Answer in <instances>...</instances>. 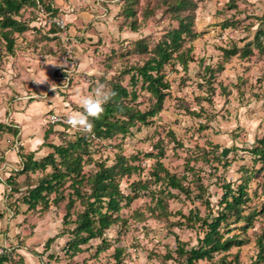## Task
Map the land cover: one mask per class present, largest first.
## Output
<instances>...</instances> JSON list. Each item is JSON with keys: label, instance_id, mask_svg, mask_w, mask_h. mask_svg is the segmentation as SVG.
I'll list each match as a JSON object with an SVG mask.
<instances>
[{"label": "rangeland", "instance_id": "obj_1", "mask_svg": "<svg viewBox=\"0 0 264 264\" xmlns=\"http://www.w3.org/2000/svg\"><path fill=\"white\" fill-rule=\"evenodd\" d=\"M132 1L60 0L63 9L56 13L66 23V33L48 30L45 18L36 10H26L20 20L29 30L15 35L12 55L5 53L0 41L3 264H184L174 253L176 241L190 249L203 233L188 228L182 216L198 209L204 217L206 200L215 213L221 186L228 183L235 189L245 182L250 201L243 215L250 216L249 226L243 231L245 223L238 222L220 230L224 238L237 235L242 244L199 264H221L222 257L231 264H264V172L247 151L264 137V0L196 1V38L187 39L181 48L185 67L174 60L164 68L169 89L162 110L148 125L134 127L125 136L90 141L91 158L84 156L81 163L85 176L95 170L94 162L110 166L117 156L135 166L119 180L121 192L135 198L105 231L104 243L93 239L76 254L68 249L72 237L67 230L73 227L63 221L68 182L50 195L47 206L28 209L22 203L52 169L17 174L19 156L32 154L34 160H42L53 152L48 145L65 146L76 137L77 130L67 122L51 125L49 117L56 114L66 121L73 112L83 111L79 95L90 94L98 84L107 86L111 78L127 85L125 68L141 65L145 58L136 50V42L144 40L149 51L165 31L176 27L163 0L135 1L133 18L126 11ZM143 9L152 14L144 18ZM131 22H136L135 31ZM246 44L249 53L243 57L239 54ZM233 47L238 53L225 57L222 50ZM34 79L46 81L36 84ZM136 90L139 109L145 111L153 100L139 92V84ZM13 112L22 120L20 127L8 121ZM5 150L16 154V161L6 159ZM157 160L191 188L190 195L152 177ZM10 176L15 181L7 185ZM199 182L201 199L195 197ZM81 191L88 192L85 184ZM81 210L76 202L70 219ZM54 236L47 246V239Z\"/></svg>", "mask_w": 264, "mask_h": 264}, {"label": "trees", "instance_id": "obj_2", "mask_svg": "<svg viewBox=\"0 0 264 264\" xmlns=\"http://www.w3.org/2000/svg\"><path fill=\"white\" fill-rule=\"evenodd\" d=\"M135 1L137 0L126 5L127 16L132 18L136 16V12L133 11ZM163 1L167 6L170 18L176 22V27L165 31L149 51L144 40L136 42V50L145 58L141 65L125 68L126 72L123 73L129 75L127 85H123L115 78L108 80L107 87L113 90L116 96L113 101L104 106L105 111L102 116L92 121L94 125L92 132L77 131L75 139L68 141L65 146L48 145L53 152L42 160H34L32 154L25 157L19 156L21 164L18 167L19 170H15L18 172L17 174L44 171L46 167L52 169L47 178L33 186L23 197L22 203L28 209H34L38 204L47 206L50 195L56 193L66 182L69 183L68 202L65 206L67 213L64 215L63 221L64 225H73L72 229L67 230V233L72 237L67 247L74 254L80 253L81 246L93 239H101L104 243L105 231L117 222L120 210L128 206L135 198V196L125 195L119 188L120 178L130 175L135 170V166L126 164V159L122 156L115 157L113 165L110 166L103 162H94V171L87 176L82 173L83 157L87 156L88 160L91 158L90 141L92 138L106 140L117 135L125 136L134 127L148 125L151 119L162 110L164 100L168 96L169 84L165 80V66L176 60L185 67L187 61L181 48L187 39L196 38L193 28L194 10L198 0ZM37 3L43 4L48 12L57 15L48 0H0V41L3 43L5 53L12 55L15 35L20 36L29 30L28 24L20 20V15L26 10H35ZM142 13L144 18L152 14L146 9H143ZM130 25L133 31L137 29L136 22H131ZM51 28L58 31L54 27ZM238 51L236 47L222 50L225 57L235 55ZM248 53L246 44L239 55L244 57ZM137 84H139V92L145 91L153 100L145 111L139 109L141 102H137L139 97L136 90ZM3 125H0V128L5 127ZM247 151L260 164L259 170L264 172V137L256 140ZM159 155H162L161 150H159ZM151 175L156 181H162L169 189L177 190L185 195H190L192 192L189 186H184L179 178L170 174L159 160H157ZM14 176L7 179V185L14 183ZM83 184L87 186L88 192L81 191ZM195 189L199 191L198 196L195 197L201 199L202 184L199 182ZM221 189L222 195L215 213L206 200L203 205L207 214L204 217L200 216L198 209L190 210L188 216H182L183 223L188 228H196L203 233L202 238L197 241V245L190 249H186L176 241L177 247L174 253L177 258H183L184 264H199L200 261L210 262L215 254L226 253L232 247L242 244L237 235L224 238L220 230L227 228L231 223L237 224L238 222L245 223V226L240 228L243 231L249 226L250 216L243 215V207L250 201L246 192V182L244 185H237L235 189L228 183L223 184ZM58 199L57 196L52 201L57 202ZM76 202H79L82 210L76 214L74 220H71L70 210ZM156 202L160 204L161 200L158 199ZM55 238L56 236L47 239L46 245L49 246ZM258 243L261 244L260 241ZM4 262H6V257L0 255V264ZM220 263L231 264L223 257ZM235 264L237 263L235 262Z\"/></svg>", "mask_w": 264, "mask_h": 264}, {"label": "clouds", "instance_id": "obj_3", "mask_svg": "<svg viewBox=\"0 0 264 264\" xmlns=\"http://www.w3.org/2000/svg\"><path fill=\"white\" fill-rule=\"evenodd\" d=\"M36 84H42L46 80L34 79ZM116 93L105 84H98L90 94L79 95V104L83 111L73 112L67 117V124L74 130L91 133L93 120L99 119L105 111V105L113 101Z\"/></svg>", "mask_w": 264, "mask_h": 264}, {"label": "built area", "instance_id": "obj_4", "mask_svg": "<svg viewBox=\"0 0 264 264\" xmlns=\"http://www.w3.org/2000/svg\"><path fill=\"white\" fill-rule=\"evenodd\" d=\"M35 10L38 16L45 18L46 22H48L49 24L48 30L50 29V27H54L58 31L62 33H66V23L61 18H59L58 15H53L51 12H48L45 6L41 3H37ZM48 122L51 125L66 124V121L60 118L59 116H57L56 114L50 116Z\"/></svg>", "mask_w": 264, "mask_h": 264}, {"label": "crops", "instance_id": "obj_5", "mask_svg": "<svg viewBox=\"0 0 264 264\" xmlns=\"http://www.w3.org/2000/svg\"><path fill=\"white\" fill-rule=\"evenodd\" d=\"M50 3H51V5H52V7L55 9V10H57V11H61L62 9H63V7H61L60 6V0H48ZM21 118H20V116H19V114L18 113H16V112H13V113H11L10 114V119L8 120L9 121V123H13L14 125L13 126H15V125H18L17 127H20L21 126V121L22 120H20ZM8 123V124H9ZM10 125V124H9ZM12 125V124H11ZM4 154H5V157H6V159L8 158V159H10V160H12V162L13 161H16V154H13V153H10V151L9 150H5V152H4ZM12 155H14V157L12 156ZM15 159V160H14Z\"/></svg>", "mask_w": 264, "mask_h": 264}]
</instances>
